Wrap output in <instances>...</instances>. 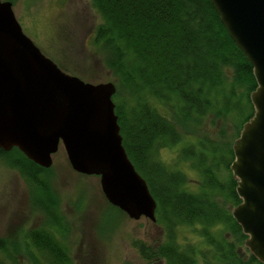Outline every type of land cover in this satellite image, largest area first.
Listing matches in <instances>:
<instances>
[{"label":"trees","instance_id":"16d2710c","mask_svg":"<svg viewBox=\"0 0 264 264\" xmlns=\"http://www.w3.org/2000/svg\"><path fill=\"white\" fill-rule=\"evenodd\" d=\"M90 5L99 16L92 46L115 85L121 144L155 201L154 223L162 233L140 253L161 264H261L226 208L240 202L229 169L231 146L253 114L248 95L255 81L210 1ZM229 122L233 140L226 138ZM175 145L172 163L159 158L161 149ZM0 160L19 170L42 218L14 238L0 236V264H73L62 242L66 225L50 167H39L15 147L0 149ZM184 165L195 179H188ZM186 229L195 240L182 234Z\"/></svg>","mask_w":264,"mask_h":264},{"label":"water","instance_id":"95a60500","mask_svg":"<svg viewBox=\"0 0 264 264\" xmlns=\"http://www.w3.org/2000/svg\"><path fill=\"white\" fill-rule=\"evenodd\" d=\"M229 38L252 67V116L232 143L229 166L240 202L230 216L244 246L264 264V0H209ZM113 82H85L61 70L22 32L0 0V149L15 147L49 168L62 145L70 168L98 176L105 200L137 220H155V201L121 144Z\"/></svg>","mask_w":264,"mask_h":264},{"label":"rangeland","instance_id":"374dc122","mask_svg":"<svg viewBox=\"0 0 264 264\" xmlns=\"http://www.w3.org/2000/svg\"><path fill=\"white\" fill-rule=\"evenodd\" d=\"M4 1V0H1ZM22 32L61 70L90 82H113L101 56L92 46V35L99 16L87 0L85 19L77 17L75 1L57 8L53 0H6ZM57 1V0H56ZM77 9V10H76ZM89 32L83 33L86 28ZM231 123L226 138L233 140ZM180 146L163 148L160 157L167 163L177 156ZM51 189L59 199L66 232L62 237L73 264H161L140 253L162 238L159 227L144 217L137 220L111 207L102 195L98 176L74 172L61 144L51 156ZM188 179L194 171L183 166ZM30 189L17 168L0 160V236L14 238L38 226L42 218L30 202ZM228 211L231 206L226 207ZM183 235L196 239L189 229ZM37 255V253H36ZM25 261V260H24Z\"/></svg>","mask_w":264,"mask_h":264},{"label":"flooded vegetation","instance_id":"af4514ba","mask_svg":"<svg viewBox=\"0 0 264 264\" xmlns=\"http://www.w3.org/2000/svg\"><path fill=\"white\" fill-rule=\"evenodd\" d=\"M70 0H53V4L51 5H57V8L60 9L61 7H63L62 5L65 4V2H68ZM75 1V6L78 12H77V17H79L81 20L84 19L87 21V19H85V15L88 9V5H87V0H74ZM89 32V28L87 27L86 30L83 33H87Z\"/></svg>","mask_w":264,"mask_h":264}]
</instances>
